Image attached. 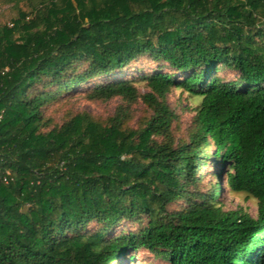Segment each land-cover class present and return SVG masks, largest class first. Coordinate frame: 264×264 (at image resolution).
<instances>
[{
    "label": "trees",
    "instance_id": "obj_1",
    "mask_svg": "<svg viewBox=\"0 0 264 264\" xmlns=\"http://www.w3.org/2000/svg\"><path fill=\"white\" fill-rule=\"evenodd\" d=\"M10 1L31 12L0 25V264H123L140 250L168 264H264V0ZM146 55L175 73L87 90L141 98L142 128H125L118 108L105 125L81 114L42 131L43 106L60 98L45 87L69 91ZM171 89L201 98L179 143ZM221 175L255 217L224 209ZM122 221L140 227L111 236Z\"/></svg>",
    "mask_w": 264,
    "mask_h": 264
},
{
    "label": "rangeland",
    "instance_id": "obj_2",
    "mask_svg": "<svg viewBox=\"0 0 264 264\" xmlns=\"http://www.w3.org/2000/svg\"><path fill=\"white\" fill-rule=\"evenodd\" d=\"M31 12L28 3L19 2L17 5L10 0H0V25H10L18 15V11ZM83 63H78L74 66V71L78 72L83 69ZM157 72L175 73L174 70L169 68L164 62H156L148 55L139 58L137 61L130 64L122 71L115 72L110 78L100 77L94 82L79 85L72 90L65 91L59 90L56 86L45 87L44 91L54 92L56 97L60 98L56 101H51L43 106V117L45 126L42 131L47 132L51 129L60 127L62 124L69 121L74 116L86 114L93 121L100 124H107L109 119L112 118L118 108H123L124 127L128 129H140L145 124L146 120L152 114V111L145 105L141 98L133 103H126L118 97L109 100H91L87 91L90 87L103 83L105 81L115 80H138L139 77L145 74H153ZM222 79L229 81L235 80L237 74L235 72L222 69L217 73ZM136 88L140 95L148 91L144 82H136ZM166 102L172 111L175 112L177 118L172 123V138L174 143L184 142L188 139L189 129H191L196 110L200 105L201 98L191 95L179 89H171L166 95ZM212 152L208 149L207 154L210 155L209 161L213 160ZM203 174L205 176V188H209L213 179L210 173L215 169V163H208ZM220 194L218 200L222 203L225 210L236 211L242 209L251 217L256 216V202L254 199L246 197L244 194H231L224 189L225 177H219ZM213 182V183H215ZM99 226L92 224L88 227L90 230L98 229ZM140 227L137 221H122L118 227L111 230L110 235L115 236L121 233L135 232ZM131 261L127 260L123 264H168L166 261L154 256L153 253L147 251H135Z\"/></svg>",
    "mask_w": 264,
    "mask_h": 264
}]
</instances>
